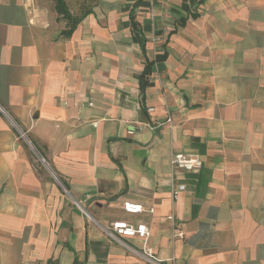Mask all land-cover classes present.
Here are the masks:
<instances>
[{
	"label": "crops",
	"instance_id": "obj_1",
	"mask_svg": "<svg viewBox=\"0 0 264 264\" xmlns=\"http://www.w3.org/2000/svg\"><path fill=\"white\" fill-rule=\"evenodd\" d=\"M66 1L72 31L0 0V264H151L115 220L164 264H264V0Z\"/></svg>",
	"mask_w": 264,
	"mask_h": 264
},
{
	"label": "built area",
	"instance_id": "obj_2",
	"mask_svg": "<svg viewBox=\"0 0 264 264\" xmlns=\"http://www.w3.org/2000/svg\"><path fill=\"white\" fill-rule=\"evenodd\" d=\"M152 110V108L150 109ZM21 132V131H20ZM24 135L23 132H21ZM171 163L173 166L184 168L186 170H196L203 166V158L197 153H176L172 156ZM186 188L184 184L173 185L172 195L173 199L176 200L179 194ZM125 211L128 213L136 214L148 210L154 213V207L146 208L143 204L127 200L123 204ZM85 213L91 217L88 212ZM169 220H174V215L168 216ZM105 233L109 238L121 244L127 251L138 256L139 258L151 263V264H164L161 260L155 256L151 249L142 245L138 247L131 244L129 238H139L146 240L150 234L149 228L144 222H131L127 220H115L109 225H102ZM176 237L184 238L185 232L181 225L174 226Z\"/></svg>",
	"mask_w": 264,
	"mask_h": 264
},
{
	"label": "trees",
	"instance_id": "obj_3",
	"mask_svg": "<svg viewBox=\"0 0 264 264\" xmlns=\"http://www.w3.org/2000/svg\"><path fill=\"white\" fill-rule=\"evenodd\" d=\"M55 2H56L57 11L60 14H62L65 19L68 20V26L69 27H68V29H66V31H68V30L72 31L76 27L78 21L80 20V17L74 16L69 11L66 0H55Z\"/></svg>",
	"mask_w": 264,
	"mask_h": 264
},
{
	"label": "rangeland",
	"instance_id": "obj_4",
	"mask_svg": "<svg viewBox=\"0 0 264 264\" xmlns=\"http://www.w3.org/2000/svg\"><path fill=\"white\" fill-rule=\"evenodd\" d=\"M66 3H67V1H66ZM60 14V13H59ZM61 15V17L59 16V19L61 18V19H64V21L66 20L67 21V23H68V20L67 19H65L64 17H63V15L62 14H60Z\"/></svg>",
	"mask_w": 264,
	"mask_h": 264
}]
</instances>
